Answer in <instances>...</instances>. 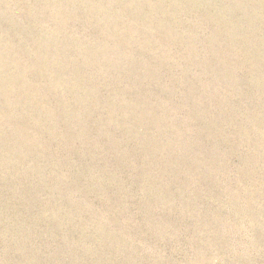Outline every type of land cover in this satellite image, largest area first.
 <instances>
[{
  "label": "rangeland",
  "instance_id": "374dc122",
  "mask_svg": "<svg viewBox=\"0 0 264 264\" xmlns=\"http://www.w3.org/2000/svg\"><path fill=\"white\" fill-rule=\"evenodd\" d=\"M0 264H264V0H0Z\"/></svg>",
  "mask_w": 264,
  "mask_h": 264
}]
</instances>
